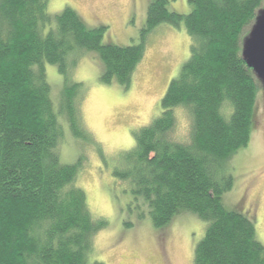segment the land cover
<instances>
[{
  "label": "trees",
  "instance_id": "trees-1",
  "mask_svg": "<svg viewBox=\"0 0 264 264\" xmlns=\"http://www.w3.org/2000/svg\"><path fill=\"white\" fill-rule=\"evenodd\" d=\"M189 2L185 16L171 12L169 0H153L139 44L121 47L104 44L108 27L88 28L71 8L52 24L50 0H0V264H103L91 256L107 223L92 214L78 184L83 158L61 163L68 136L95 144L81 114L86 90L72 72L94 54L102 83L130 89L162 24L186 29L190 57L170 83L161 114L134 134V148L113 175L142 201V217L147 213L155 228L182 212L206 222L194 264H264L255 222L223 202L234 188L231 160L257 128L262 85L243 58L242 41L264 0ZM47 65L63 76L58 110ZM178 110L189 119L186 141L172 136Z\"/></svg>",
  "mask_w": 264,
  "mask_h": 264
},
{
  "label": "rangeland",
  "instance_id": "rangeland-1",
  "mask_svg": "<svg viewBox=\"0 0 264 264\" xmlns=\"http://www.w3.org/2000/svg\"><path fill=\"white\" fill-rule=\"evenodd\" d=\"M152 1L50 0L48 12L54 24L57 15L71 8L88 28L108 27L104 44L127 47L139 44ZM168 9L186 16L192 5L189 0H169ZM191 42L184 27L159 26L148 39L145 56L130 89L116 81L109 85L102 83L101 62L94 54L81 57L72 72L74 81L83 83L86 90L81 114L85 129L95 144L89 145L68 136L61 148V163L73 165L83 158L78 184L87 194L92 214L107 223L95 238L92 261L103 264H194L195 250L206 233V222L196 214L182 212L165 228H155L147 213L142 217V201H136L128 184L113 175L123 153L134 148V134L161 114V101L189 59ZM46 71L58 110L63 76L57 65H47ZM257 102V128L249 146L238 151L231 160L234 188L224 195L223 202L228 210L242 209V213L255 222L257 239L264 246V112L261 111L264 96ZM172 136L186 141L189 121L187 129H181L178 123Z\"/></svg>",
  "mask_w": 264,
  "mask_h": 264
},
{
  "label": "water",
  "instance_id": "water-1",
  "mask_svg": "<svg viewBox=\"0 0 264 264\" xmlns=\"http://www.w3.org/2000/svg\"><path fill=\"white\" fill-rule=\"evenodd\" d=\"M243 58L264 89V10L256 19L243 46Z\"/></svg>",
  "mask_w": 264,
  "mask_h": 264
},
{
  "label": "clouds",
  "instance_id": "clouds-1",
  "mask_svg": "<svg viewBox=\"0 0 264 264\" xmlns=\"http://www.w3.org/2000/svg\"><path fill=\"white\" fill-rule=\"evenodd\" d=\"M262 96H264V89L262 90H258L256 93V98L257 100H259ZM262 112H264V109L261 110ZM183 110H178V118H179V126L181 129H187L188 128V120L186 119V117L182 114ZM225 115H230L231 111H225L224 112Z\"/></svg>",
  "mask_w": 264,
  "mask_h": 264
}]
</instances>
